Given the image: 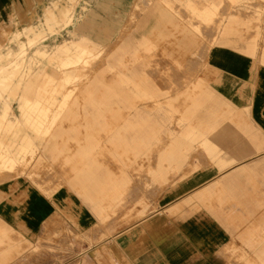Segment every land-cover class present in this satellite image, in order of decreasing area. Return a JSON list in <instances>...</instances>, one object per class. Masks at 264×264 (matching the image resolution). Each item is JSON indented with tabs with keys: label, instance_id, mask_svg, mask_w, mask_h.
<instances>
[{
	"label": "rangeland",
	"instance_id": "obj_1",
	"mask_svg": "<svg viewBox=\"0 0 264 264\" xmlns=\"http://www.w3.org/2000/svg\"><path fill=\"white\" fill-rule=\"evenodd\" d=\"M152 1L153 5L154 1H160L177 14L179 10H182L183 15L178 14L176 24L162 21L159 27L151 32L150 40L140 45L136 51L135 66L139 69L138 76L153 81L156 91L159 92L157 97L160 100L159 104L153 105L154 102L151 100L153 98L143 93V90L123 91L124 97L136 99L141 106L158 107L159 109L152 110L158 120H136L131 113L127 115L129 125L124 127L125 120L118 118V104H95L90 98L82 95L81 86L72 87L75 84L86 82L88 78L95 75H103L106 80H111L114 73L102 70L103 60L109 50L116 49L118 44L122 43L116 38L119 32L134 33L136 38L141 37L142 31L138 27V20L143 13L150 11L149 5H152ZM193 1L197 2L199 8H203L210 2V0ZM216 2L218 5L208 19L201 20L185 9L181 0H0V53L8 55L7 60H3L2 69L16 68L23 82L31 81L25 87L20 86L12 96L13 98H9L5 91L2 92L5 94L6 101L3 99L0 102L1 145L15 142L20 134L23 136L19 144L25 143V138H27L25 131L32 140L39 138L35 141L37 145L35 154L34 145L29 141L28 147L21 148V158L18 159L16 165L6 172L0 170V176H2L0 184L28 181L47 195L63 189L70 195L74 204L90 205L93 211V201L85 199L80 194L79 186H71L70 180L82 166V159L76 154L77 145L88 142L97 143L92 157L103 166L101 171H107L108 176L112 178L126 177L129 180L130 194L134 195V203L132 201L130 212L132 217L137 219L148 210L144 204V195L154 197L163 190L169 193L183 182L194 181L207 175L210 171L201 170L215 168V165L210 153L199 142V139L193 140L191 148L185 149V146L178 147L180 136L170 135L168 132H179L185 129L187 124L193 126L199 124L195 110L190 111L189 108L192 107V100L196 96L195 83L197 80L211 82L208 77L210 78L213 73L207 65L208 47L212 46V43L223 44L225 42L224 45L246 53L251 58L255 57L253 59L257 65L262 64L260 58L264 60V0H217ZM56 5L67 7L66 17L69 22L65 26L61 25L62 22L58 23L56 31L50 32L45 25L44 12L45 10L53 12ZM89 18L95 20L91 26L92 30H75L76 25ZM194 22L198 23L199 29L193 26ZM187 23L193 27L194 42L187 40L182 43L180 42L182 27ZM27 27H31L32 31H28ZM74 39L98 41L95 48L85 53V48L73 47L74 43L71 40ZM240 45H244L245 48H239ZM65 49L73 52L79 50L81 56L86 55L87 61L70 64L67 68L57 66L56 60L65 56ZM39 50L46 52L41 55ZM65 71L73 72L74 78L64 82L61 75ZM52 76H57L62 81L56 82ZM53 86H56L59 91L50 89ZM60 91L63 94H59L58 99H70L71 96L66 97V94L73 92L71 94L75 95L77 103L64 105V107L59 103L53 104L57 102L55 94ZM44 96L47 97L46 100ZM25 100L27 104L36 107L35 111L37 109L42 111L48 107L47 117L41 119L42 122L38 129L27 128L24 124H28L24 117L26 113L23 112V109H28L23 105ZM50 101L53 105H45L50 104ZM220 107L221 110L216 114L225 115L226 105L222 104ZM65 108L69 109V113L77 115L75 119L61 121L64 130H70L72 133L71 137L64 135L59 139V142L67 147L65 152L56 159L45 152V158L39 159L38 153L43 150L50 126L58 123L51 122V113ZM98 113H102L100 123L91 118L84 119L85 114L92 117ZM127 113L122 112V114ZM238 113V110L237 112L232 110L231 119L225 115L215 128L203 125L202 129H211L208 136L216 140V132L224 129V125L229 123L231 127H235L238 119H235L237 117L234 118L233 115H238ZM240 113V118L247 123H252L251 112L243 109ZM191 115L192 117L188 119ZM182 116L188 117L180 119ZM148 123L159 128L161 132L157 138H151V143L140 144L136 148L126 146L116 136L108 138L106 129L102 126L108 125L111 132L115 133L119 128L122 131H131L140 129ZM160 124L167 127H158ZM236 129L240 130L238 127ZM252 129L258 131L255 128ZM239 133L242 137L243 132ZM253 149L252 146V151ZM168 152L175 156L184 154L186 159L183 167L166 169L162 178L157 175L159 171H164L158 168V162L163 161V156ZM220 154L224 155L222 151ZM237 162L259 166L255 170L249 169L242 174L239 181L240 186H236L237 191H228L223 186H221L222 189L218 187L219 189L216 188L208 195L211 199L206 200L204 205L221 209L224 214L247 217V221H250V217L256 216V222L253 218L252 226L250 223L247 226L252 227L253 242L259 243L262 239L264 240V146L260 151L253 152ZM125 195L124 203L116 206L113 214L117 215L118 212L120 221L124 224L127 221L128 211L126 201L128 194ZM145 202H147L146 199ZM196 209L195 207V211ZM250 209L253 212L251 214H249ZM111 215L110 209L109 215L103 219L100 218L104 223L103 230L100 232L98 229L99 232L96 234L91 228L86 233L88 237L79 235L71 227L59 221L56 224L58 231L51 238H40L39 243L34 246L19 238L20 235L11 244L6 240L9 239L11 233L8 228L6 233L0 232V264H10L20 253L22 255L17 257V264H95L96 251L105 254V250L109 248L108 243L101 244V241L96 242L95 240L111 234L105 224L107 220H110ZM81 239L89 242V245L86 247ZM244 248L246 253L241 247L239 255L234 247L227 248L226 251L230 254L231 260L242 261L245 264L262 263L257 259L254 247ZM30 253L35 256L32 261Z\"/></svg>",
	"mask_w": 264,
	"mask_h": 264
},
{
	"label": "crops",
	"instance_id": "obj_2",
	"mask_svg": "<svg viewBox=\"0 0 264 264\" xmlns=\"http://www.w3.org/2000/svg\"><path fill=\"white\" fill-rule=\"evenodd\" d=\"M195 3L197 4L196 1ZM152 5H149L150 11L143 13L138 20V27L142 31L141 37L136 38L134 33L119 32L120 34L118 33L116 38L122 43L118 44L116 49L109 50L103 60L102 70L114 73L111 80H106L103 75H95L88 78L86 82L75 84L72 87L81 86L83 88L82 95L90 98L95 104H118V118L125 120L124 127L129 125L127 115L131 113L136 120H158L152 112L153 109H159L158 107L141 106L136 99L124 97V90L134 89L136 92L143 90V93L153 98L151 99L154 102L153 105L159 104L160 100L157 98L159 92L156 91V85L152 80L138 76L139 69L135 66L136 51L140 45L150 40L151 32L156 30L162 21L176 24L178 14L183 15L182 10H179L177 14L161 4L160 1H154V5ZM87 21L95 22L93 18H89ZM193 26H195V22ZM193 35V27L187 23L182 27L180 42L185 43L187 40L194 42ZM97 41L71 40L74 43L73 47L80 44V47L84 46L88 50L95 48ZM224 44L225 42L223 44L212 43V46L208 47L207 65L213 73L210 78L208 77L211 82L207 83L198 79L195 83L197 92L192 100V107L189 109L190 111L195 110L199 124L197 126L187 124L186 128L179 132H168L170 135L178 134L180 136L178 147L185 146V149L191 148L192 141L199 139V142L210 153L215 168L202 169L201 171L210 172L197 180L183 182L169 193L163 190L154 197L144 195V204L148 210L142 217L135 219L130 212L132 201L134 203V195L130 194L129 180L126 177L112 178L108 176L107 171H101L103 166L92 157L97 143L79 144L76 154L82 159V166L70 180V185L79 186L80 194L85 199L93 201V211L90 205L74 204L70 195L63 189H58L52 195H47L28 181L0 184V227L11 230L9 239L6 240L12 244L20 235L19 238L34 246L39 243L40 238H51L58 231L56 224L59 221L71 227L79 235L88 237L86 233L91 228L96 234L99 232L98 229L100 232L103 230L104 223L100 218L103 219L109 215L111 209V218L105 222L111 234L101 237L100 240H95L96 242L101 241V244L108 243L109 248L105 250V254L96 251L95 264H245L242 261L238 262L229 258L230 254L226 249L231 247L236 248L237 255L241 254V247L245 253L244 247H254L257 259L262 262L260 264H264V240L254 243L251 236L252 227L247 226L248 223L252 226L253 218L256 222V216L250 217V221H247V217L241 218L238 215L224 214L221 209L204 205L206 200L211 199L208 195L218 187L222 189L221 186H223L228 191H237L236 186L239 185L242 174L249 169L255 170L259 166L258 164L249 166L245 162L237 161L245 159L253 152L260 151L264 146V60L259 57L262 64L257 65L253 59L255 57L251 58L250 55ZM238 47L245 48L244 45ZM52 79L59 83L62 81L57 76H52ZM71 93V98L67 99L64 104L66 106L77 103L75 95ZM59 94H63L62 91L55 94L57 102L53 104H60L61 99L57 97ZM222 104L226 105V116L216 114L221 110ZM243 109L251 112L252 123H247L243 118H240V112ZM61 110L52 112L55 114L53 122L58 123L50 126L43 150L38 153L39 159L45 158V152L56 159L67 148L64 143L59 142V139L64 135L71 137L72 133L70 130H64L61 121L75 119L77 115L69 113L67 108ZM232 110L239 111L238 115H233L234 118L237 117L235 119H238L235 127H231L228 123L223 126L224 129L214 133L216 140L210 138L208 132L211 129H202V126L215 128L223 116L231 119L230 112ZM122 112L128 113L122 114ZM184 117L188 116H182L180 119H185ZM191 117L192 115L188 119ZM90 118L99 122L102 113L92 117L84 115V119ZM204 121L205 123H203ZM24 124L29 128L28 124ZM102 126L106 129L108 138L116 136L126 146L134 148L140 144L151 143V138H157L161 132L159 128L150 123L131 131H122L119 128L115 133L111 132L108 125ZM159 126L167 127L164 124ZM237 127L240 129L239 131L236 129ZM241 131L243 132L242 137L239 136ZM25 132L26 142L19 144L20 138L23 136L20 134L12 143L13 151L28 147L29 141H31L35 154L37 146L35 141L39 138L32 140L27 131ZM221 151L224 153L223 156L220 154ZM227 154L228 156H226ZM185 159L186 155L184 154L175 156L168 152L163 156V161L158 162V168L164 171H159L157 175L162 177L168 168L183 167ZM1 178L2 176H0ZM125 194H128L126 224L120 221L118 212L117 215H113L116 206L124 203ZM195 207L198 210L195 211ZM251 213L253 212L250 209L249 214ZM82 243L86 247L89 245L86 240H83ZM21 255L22 253L17 257ZM29 256L31 261L35 258L33 253H30ZM17 257L10 264H15Z\"/></svg>",
	"mask_w": 264,
	"mask_h": 264
},
{
	"label": "bare ground",
	"instance_id": "obj_3",
	"mask_svg": "<svg viewBox=\"0 0 264 264\" xmlns=\"http://www.w3.org/2000/svg\"><path fill=\"white\" fill-rule=\"evenodd\" d=\"M209 1V0H207ZM217 0H210V2L205 5L203 8H199L198 5L195 3V1L193 0H181L182 4L184 5L185 9H188L191 13L194 14V16L198 19L201 20H205L206 18L208 19V16L211 15L212 11L216 9L218 3L216 2ZM46 9V8H45ZM67 14V7L64 5H56L54 11L52 12L50 10V12H48L47 10H45L44 12V21H45V25L47 26V29H50V32L56 31V25H58V23H61V25H67V23L69 22V19H67L66 17ZM65 20V21H63ZM71 20V19H70ZM200 21V20H199ZM66 24H63V23ZM93 22H88L87 20L82 21L81 23H79L78 25H76L77 27L75 28V30H84V29H90L92 30L91 26H92ZM196 29L198 28V23L195 22V26ZM28 31H32L31 27H27ZM97 30V29H96ZM86 31V30H85ZM224 31V30H223ZM226 31V30H225ZM93 32L96 34V32L93 30ZM99 36V35H98ZM77 47L81 48H85L86 51H84L85 53L90 52V50H88L86 47H80V44H76ZM66 54L64 57H61L60 60L57 59L56 61V65H60L63 66L65 68H67L70 64L74 65L77 62H86V55L85 56H81L79 53V50H76L75 52L69 50V49H65ZM40 54H44L46 51L44 50H39ZM83 52V51H82ZM5 56V57H3ZM7 56V57H6ZM8 55L6 54H2L0 53V102L6 101L5 99V94H3L2 92L5 91L7 93V96L10 98H13L12 96L16 93V90L20 87V86H27L30 84V82H23L22 76L18 73L16 68L13 69H8V68H4L2 69L3 66V60H7ZM71 65V66H72ZM62 80L64 82L66 81H70L72 80V78H74L73 74H70V72H63V76H62ZM52 88L53 91H59V89H57L56 86L50 87ZM70 93L66 94V97L70 96ZM11 94V95H10ZM7 97V98H8ZM8 98V99H9ZM7 99V101H8ZM47 97L44 96V100H46ZM68 99V98H67ZM67 99H61L60 100V104L61 106H63L65 104V102L67 101ZM24 107L28 108V109H23V112H25L26 114L24 115L26 121L28 122V127L29 128H35L38 129L40 126V122L41 119H44L45 117H47L46 114V110H42L40 111L39 109H37V111H35L34 106H32V104H27L26 100L23 103ZM45 105H52L51 101L50 104H45ZM8 107V105H7ZM51 122H53L55 120V114L52 113L51 117ZM13 135V133H12ZM2 141L0 140V170H10L13 168L14 165H16V163L18 162V159L21 158V153L20 150L19 151H13V144L12 143H3L1 145ZM0 232H2L3 234L7 232V228L6 227H0Z\"/></svg>",
	"mask_w": 264,
	"mask_h": 264
}]
</instances>
